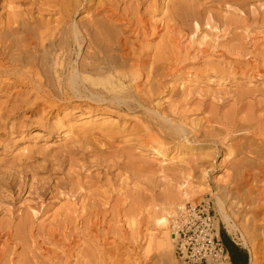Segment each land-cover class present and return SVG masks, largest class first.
I'll use <instances>...</instances> for the list:
<instances>
[{"label":"rangeland","instance_id":"rangeland-1","mask_svg":"<svg viewBox=\"0 0 264 264\" xmlns=\"http://www.w3.org/2000/svg\"><path fill=\"white\" fill-rule=\"evenodd\" d=\"M184 1H119L130 54L98 55L137 64L127 104L62 95L51 56L48 77L0 74V264H183L145 209L186 179L264 248V0H200L216 21L197 27L174 17Z\"/></svg>","mask_w":264,"mask_h":264},{"label":"bare ground","instance_id":"bare-ground-1","mask_svg":"<svg viewBox=\"0 0 264 264\" xmlns=\"http://www.w3.org/2000/svg\"><path fill=\"white\" fill-rule=\"evenodd\" d=\"M0 1H2L0 8L3 9L0 14V74L18 71L25 79L29 78V74L37 78L48 77L50 70L46 66L51 56L54 66L51 69V78L55 76L59 78L58 85L66 89L62 95L71 94L79 98L94 97L102 100L108 97L110 101L128 103L131 84L140 74L137 64L126 67L125 64H121V56L119 59L114 55H105L103 58L98 55V52L110 54L113 48L122 53V56L126 54L127 57L130 54L122 35L126 29H130L132 22L126 17V13L119 12L121 0H44L42 3H39V0H7L5 4L6 0ZM204 3L200 0H186L183 4L181 2L182 5L175 7L173 15L178 18L177 20L186 18L194 23L195 27L204 19L206 23H214L216 18L212 15L213 11L201 12L200 7H203ZM91 9L93 10L90 12V19L73 22L75 14ZM54 16L56 17L53 18ZM132 31L138 32L137 28ZM84 41L87 43L86 49H92V52L86 51L84 61L74 68L71 64L73 56L71 52L76 51V47L81 48ZM34 43L35 46L32 47ZM65 73L66 75L62 76ZM90 86L94 88L88 89ZM168 126H172L170 129L176 135L183 131L173 125ZM156 153L160 155L161 151L156 150ZM213 189L212 186H208L205 191L196 192L186 179L176 192L170 193L171 195L164 194V199L160 203L152 202L146 206L145 211L153 219V225L158 233L157 246L165 248V251L167 249L170 252L175 251L172 219L185 204L195 205L201 195L208 193L214 200L219 220L227 233L234 236L238 233L239 244L247 248L248 264H264V248L260 249L253 242L249 243ZM260 201L264 210V193ZM128 225L135 226V220H129ZM217 225L215 220L216 229Z\"/></svg>","mask_w":264,"mask_h":264},{"label":"built area","instance_id":"built-area-1","mask_svg":"<svg viewBox=\"0 0 264 264\" xmlns=\"http://www.w3.org/2000/svg\"><path fill=\"white\" fill-rule=\"evenodd\" d=\"M212 211L207 199L195 205L185 204L172 219L174 254L183 264H230Z\"/></svg>","mask_w":264,"mask_h":264},{"label":"trees","instance_id":"trees-1","mask_svg":"<svg viewBox=\"0 0 264 264\" xmlns=\"http://www.w3.org/2000/svg\"><path fill=\"white\" fill-rule=\"evenodd\" d=\"M220 237L232 264H248V255L244 249L236 245L223 230H220Z\"/></svg>","mask_w":264,"mask_h":264},{"label":"crops","instance_id":"crops-1","mask_svg":"<svg viewBox=\"0 0 264 264\" xmlns=\"http://www.w3.org/2000/svg\"><path fill=\"white\" fill-rule=\"evenodd\" d=\"M248 258H249V255H248ZM229 259H230V256H229ZM248 260H249V259H248ZM248 263H249V261H248ZM230 264H232L231 260H230Z\"/></svg>","mask_w":264,"mask_h":264}]
</instances>
